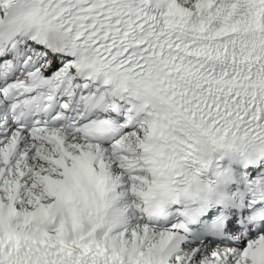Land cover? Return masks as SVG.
<instances>
[{
  "label": "snow or ice",
  "instance_id": "obj_1",
  "mask_svg": "<svg viewBox=\"0 0 264 264\" xmlns=\"http://www.w3.org/2000/svg\"><path fill=\"white\" fill-rule=\"evenodd\" d=\"M0 264H264V0H0Z\"/></svg>",
  "mask_w": 264,
  "mask_h": 264
}]
</instances>
